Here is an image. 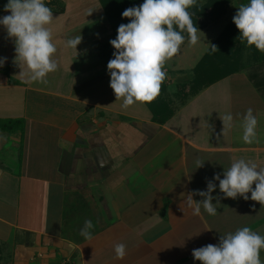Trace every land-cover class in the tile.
I'll use <instances>...</instances> for the list:
<instances>
[{
  "label": "crops",
  "instance_id": "crops-1",
  "mask_svg": "<svg viewBox=\"0 0 264 264\" xmlns=\"http://www.w3.org/2000/svg\"><path fill=\"white\" fill-rule=\"evenodd\" d=\"M46 3L55 18L46 27L58 65L46 82H26V65L15 62L13 40L0 27V57L6 58L0 67V264H200L192 250L217 244L221 235L247 226L264 236L258 202L221 198L215 216L203 207L193 215L184 203L187 193L206 190L207 181L216 173L223 178L237 159L264 168V83L248 71L233 73L155 122L148 107L122 108V99L115 100L106 67L115 38L100 0ZM247 3L232 0L227 8L237 12ZM5 4L0 0V16L9 14ZM90 11L100 12L107 33L94 44L95 66L88 44L66 46ZM249 108L258 120L252 144L242 140ZM229 113L231 125H223ZM7 120H20L21 128L5 130ZM197 160L203 167L196 169ZM212 195L223 197L218 187ZM86 220L95 226L91 240L80 235ZM118 243L127 250L122 260L115 258Z\"/></svg>",
  "mask_w": 264,
  "mask_h": 264
},
{
  "label": "clouds",
  "instance_id": "clouds-1",
  "mask_svg": "<svg viewBox=\"0 0 264 264\" xmlns=\"http://www.w3.org/2000/svg\"><path fill=\"white\" fill-rule=\"evenodd\" d=\"M196 2L143 0L142 4L121 13L122 18H128L129 22L120 24L115 39L109 41L114 52L106 67L110 76L109 86L115 100L122 99V108L136 102L150 103L159 95L161 85L167 78L163 70L165 62L180 51L185 41L183 33H187L190 44H197V33L201 31L194 25L188 11ZM237 8L232 22L239 30L241 41L264 52V0H248L247 4ZM4 11L9 14L0 16V27L13 40L15 62L18 66L20 62L26 65V82H46L47 74L58 67L52 59L57 48L46 27L55 19L52 9L47 6L46 0H7ZM81 41V35H77L68 39L66 46L76 50ZM210 49L213 52L217 50L215 45H211ZM5 60L0 57V67H3ZM232 120L233 116L229 113L224 115L222 123L230 126ZM257 125L258 120L249 108L243 116L244 143L258 142ZM203 164L204 161L197 160L196 169L203 167ZM222 177L216 173L207 181L206 190H193L185 195L184 203L193 215H200L203 207L207 214L215 216L216 205L221 198L240 197L264 205V168H258L255 163L241 158L232 162L227 170L223 169ZM217 187L223 197L212 195ZM193 196L202 199L197 201ZM94 227L91 220H86L80 235L91 240ZM261 250H264V236L245 226L221 235L217 244L193 249L191 255L200 264H264L260 258ZM114 253L116 259H124L126 246L116 244Z\"/></svg>",
  "mask_w": 264,
  "mask_h": 264
},
{
  "label": "trees",
  "instance_id": "trees-1",
  "mask_svg": "<svg viewBox=\"0 0 264 264\" xmlns=\"http://www.w3.org/2000/svg\"><path fill=\"white\" fill-rule=\"evenodd\" d=\"M232 0H206L200 6L198 0L195 5L188 9L192 15L194 25L198 29L205 28L209 22L215 21L225 13ZM142 0H100L104 16L109 22L111 30L116 36L117 27L128 23V18H122L121 13L134 5L142 4ZM234 16V15H233ZM219 32L213 42L208 46L204 54L198 59L191 69L190 80L176 84L175 96H179V103L196 95L202 89L217 82L218 80L233 73L247 70L250 78L254 81L264 83V52L247 46L239 37V30L232 22V18ZM185 38L187 33H183ZM211 45H215L217 50L213 52ZM245 48L248 54L243 57ZM246 58V59H245ZM168 85L166 81L161 85L160 92H166ZM151 112L153 121L163 123L174 112L175 107L154 99L146 103ZM20 120L4 121L2 128L7 131L20 129Z\"/></svg>",
  "mask_w": 264,
  "mask_h": 264
},
{
  "label": "rangeland",
  "instance_id": "rangeland-1",
  "mask_svg": "<svg viewBox=\"0 0 264 264\" xmlns=\"http://www.w3.org/2000/svg\"><path fill=\"white\" fill-rule=\"evenodd\" d=\"M204 1L206 0H198V5L200 6ZM3 3H7V0H3ZM99 6H97L98 8ZM227 10V11H226ZM225 10V13L222 14L218 19H216L215 21L209 22L208 25L203 28V29H199L201 32H198L197 35L199 36V41L197 42V44L192 45L188 42V38H185L184 43L180 46V51L171 59L167 60L165 62L164 68L163 70H174L176 68H182L184 73H181L177 76V74H173L171 75H167L166 78V83L168 85L167 91L166 92H160L159 95L155 98V100L159 101H163L164 104L167 103L169 105H171L173 108L176 106L177 103H179V100H181L179 98V96H175V90L177 88H175L176 84L178 83H183V82H187L190 80L191 77V68L193 67V65L196 63V61L204 54V52L206 51V49L208 48V46L213 42V40L216 38V36L219 34V32L225 27V25L228 23V21L231 19V17L233 16V14H235L236 12V7H234L233 5L230 6L229 8H227ZM100 16V12L99 13H95L93 12L92 15L87 16L86 18L88 20L84 21L83 23H80L77 26L76 30H71L70 32L74 33V36L77 35H81V33H85L86 36H84V38H86L85 40H83V43L81 44H88L87 46H85V50L88 52L86 53L87 56H93V60H91L92 58L90 57L89 62L93 64V66L96 65V60L98 59L97 57L95 58V56H97V54H99V47H94V44L98 43L100 41L101 38H106V30L104 28V19ZM103 23L101 28H96L94 26V24H99V23ZM104 28V29H103ZM3 31L4 28H3ZM75 31V32H74ZM111 35H113V37L115 38L116 36H114L112 30H111ZM83 37V36H82ZM61 44V43H60ZM62 46V51H63V56H65V48ZM83 46H77V50L83 49ZM110 48V53L114 52V49L112 48L111 45H109ZM96 49V50H95ZM89 50H93L92 52H89ZM248 48H245L244 50V54L243 57L248 54ZM85 56V55H82ZM81 56V57H82ZM86 57V58H89ZM246 59V58H245ZM65 61V59H64ZM242 71H247L242 70ZM97 70L93 69L92 71V76L93 79H91V81L94 83L97 80L96 77ZM100 74V73H99ZM83 77V76H82ZM78 78V85L77 87L79 88L80 85H82L83 82H81V80H83L84 78ZM90 81V80H89ZM170 84V85H169ZM170 86V87H169ZM112 102H114V98L112 99ZM133 105L136 106H141L142 109H147V106L145 103L143 102H139V103H134ZM129 108V107H128ZM127 108V109H128Z\"/></svg>",
  "mask_w": 264,
  "mask_h": 264
}]
</instances>
